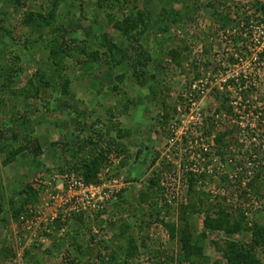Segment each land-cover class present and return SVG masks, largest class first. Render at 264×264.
I'll return each mask as SVG.
<instances>
[{"label": "rangeland", "instance_id": "374dc122", "mask_svg": "<svg viewBox=\"0 0 264 264\" xmlns=\"http://www.w3.org/2000/svg\"><path fill=\"white\" fill-rule=\"evenodd\" d=\"M235 168L264 172V0H0V264H264Z\"/></svg>", "mask_w": 264, "mask_h": 264}, {"label": "trees", "instance_id": "16d2710c", "mask_svg": "<svg viewBox=\"0 0 264 264\" xmlns=\"http://www.w3.org/2000/svg\"><path fill=\"white\" fill-rule=\"evenodd\" d=\"M118 2L120 0H117ZM121 1H125V0H121ZM173 21V20H172ZM112 46H114L113 44H111ZM113 48H111L110 46L107 47V51L111 53ZM66 53V48L65 47H61L59 44H57V42H53L50 40L49 42V56H50V60L52 61V63L57 64L58 63V59L61 58L62 55H64ZM174 56V54H173ZM171 58H173L172 56H170ZM236 80H234L233 77L229 78L228 81L224 82V85H227L228 83H230L234 88H238L239 91L235 90L234 93L237 94V96L232 97L231 94L228 91H222V94H220L218 97L217 92L214 94L216 96V98L219 100V107L222 110V114L224 115V117L227 118L226 122L229 121L230 119H233L236 116V112H235V107L236 106H241L246 104L245 101L247 102V99H245V93H247L246 91H249V87H244L245 89L239 87L238 85H236V81H237V77L235 78ZM238 80H239V85L243 87V79H242V75L238 76ZM250 86H255V84H252ZM242 95V97H241ZM237 104V105H236ZM214 112L217 114V112H219V108H217L216 110H214ZM223 118V117H222ZM215 122L216 119H214ZM213 121H210V124L212 125ZM214 122V124H215ZM224 126V127H223ZM222 138L225 140L226 144L222 145V157H224L225 153L228 154V156H230V153L226 152L228 146H229V141H232V138L235 137V135L233 134V137L230 135V133L233 131L232 127H228L226 125V123L222 122ZM93 142V139L91 137L84 139V141L82 142L81 146H84L86 144H89ZM34 143H36L34 141ZM228 144V145H227ZM80 146V147H81ZM79 147V148H80ZM32 150L34 153L37 152L38 150V145H34L32 146ZM102 160V154L100 152H98L95 156L90 157V160L86 161H82L81 167H82V177L84 182L89 183L95 173L96 170V166H98V163H100V161ZM237 170V168H235ZM238 173H234V175L231 177V175H225L224 172H222V191L223 194L222 195V203H224V208H228V206H230L229 208L231 209V211H234V214H237L240 217H245L244 214H248L251 217H254V219L256 218H261L262 215L264 216V203H262L261 205V209H255L253 208V210H248V211H243L240 206L241 204H243L244 202H246L248 199L252 197H258V198H263L264 199V195L260 193V190L263 189L264 190V172L261 174V171L256 170L255 168L253 170H251V172H246L245 169L243 168L242 170H237ZM155 194V193H154ZM231 199H233L234 201H230ZM264 202V201H263ZM226 203H228L226 205ZM246 212V213H245ZM228 215L227 212H225L223 214V216ZM250 217V218H251ZM225 224L222 223V229L224 231H226V233H230L231 231H229L228 229H226L227 227H223Z\"/></svg>", "mask_w": 264, "mask_h": 264}, {"label": "built area", "instance_id": "2783aa9c", "mask_svg": "<svg viewBox=\"0 0 264 264\" xmlns=\"http://www.w3.org/2000/svg\"><path fill=\"white\" fill-rule=\"evenodd\" d=\"M66 177V176H65ZM91 187V184H86L82 179L70 177L69 179L65 180L64 188L66 192L71 193L73 190H87Z\"/></svg>", "mask_w": 264, "mask_h": 264}]
</instances>
